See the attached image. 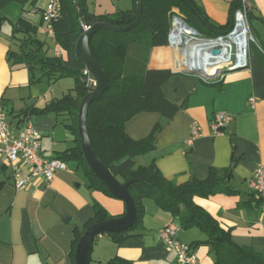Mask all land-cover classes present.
<instances>
[{"label":"crops","instance_id":"obj_1","mask_svg":"<svg viewBox=\"0 0 264 264\" xmlns=\"http://www.w3.org/2000/svg\"><path fill=\"white\" fill-rule=\"evenodd\" d=\"M44 1L46 4H42ZM194 1L210 23L231 28L232 9L238 0ZM48 2L39 0L36 7L10 3L2 10L7 21L0 28V106L16 133L23 126L22 114L35 110L30 121L42 133L41 155L53 159L76 146L68 128L70 117L65 113L37 111L70 93L75 94V83L73 79L43 78L38 68L31 74L20 59L25 50L22 47L25 35L13 29L20 19H26L38 27L34 39L43 45L45 54L66 59L67 54L56 44L54 34L46 31L42 20V10ZM249 4V23L257 43L264 48V0H250ZM134 5V0H87L89 12L96 16L130 12ZM178 51L169 43L151 52L148 69L172 71L173 76L162 90L181 109L172 120L157 113H141L126 124L127 135L135 141L147 138L157 125L162 127L155 138V149L135 157L134 162L136 166L155 164L167 180L177 185L193 178L205 180L213 171L224 177L236 193L196 197L194 202L230 232L236 246L254 249L264 264L260 202L249 185L257 165H264V51L252 48L249 70L227 73L213 83L177 71ZM223 112L231 114L233 122L226 127L224 135L214 136L211 125ZM193 123L199 124L202 136L188 146ZM67 165V171L56 173L50 182L32 181L26 188L17 190L15 170L0 155V264H75V229H82L94 218V205L105 209L110 218L125 214L122 201L91 190L83 169L75 162ZM19 169L28 174L23 163ZM143 206L144 230L120 245L108 235L100 236L94 242L90 264H108L112 260L129 264H178L175 252L168 250L158 238V233L171 224L179 227L178 240L190 247L200 264L217 263L205 233L197 228H181L180 218L163 210L152 199H144Z\"/></svg>","mask_w":264,"mask_h":264},{"label":"trees","instance_id":"obj_2","mask_svg":"<svg viewBox=\"0 0 264 264\" xmlns=\"http://www.w3.org/2000/svg\"><path fill=\"white\" fill-rule=\"evenodd\" d=\"M136 1L130 12L96 16L89 12L87 0H60L61 18L54 23L56 44L67 54V58L48 57L43 45L34 36L38 27L22 18L13 25L14 32L25 35L22 47L25 49L20 59L31 74L36 68L43 78L73 79L75 94H68L53 101L37 113H65L70 117L69 131L74 135L76 146L59 155L66 163L75 162L81 167L89 181V188L101 191L113 197L105 184L90 170L85 160L82 142L78 130V115L83 99L95 87L87 85L83 75L85 65L75 56V46L83 26L91 27L97 23L126 27L136 20ZM39 0H0V28L7 19L2 10L10 3L23 7H36ZM241 6V1L232 9V15ZM142 21L132 30L124 33L109 30L98 31L90 41L93 57L109 80V87L103 97L91 104L88 112V128L93 148L101 162L120 183H130L129 193L134 201L137 217L131 228L126 231L108 234L117 245L137 236L144 230V199L154 200L163 210L178 216L181 228H197L208 236L207 244L213 247L217 256L216 264H263L261 255L250 247H238L231 240L229 231L194 199L209 198L217 194L236 193L224 177L211 172L205 180L191 179L177 185L167 180L155 164L136 166L134 158L152 152L155 138L162 127L157 125L145 139L135 141L126 133V124L141 113H157L167 120H172L180 111L163 93V85L173 76L171 70H150L148 63L151 52L156 47L169 44L171 19L178 10L185 21L194 30L206 38L224 35L230 26L216 27L209 22L194 0H142ZM256 50V46L252 47ZM264 51V48L261 47ZM36 113L30 109L22 114L21 122L31 120ZM254 195V193H253ZM114 198V197H113ZM95 216L82 229H75L73 254L79 240L86 230L110 217L105 209L95 204ZM261 212V208H260ZM97 240V239H96ZM108 264H129L123 260H112Z\"/></svg>","mask_w":264,"mask_h":264},{"label":"built area","instance_id":"obj_3","mask_svg":"<svg viewBox=\"0 0 264 264\" xmlns=\"http://www.w3.org/2000/svg\"><path fill=\"white\" fill-rule=\"evenodd\" d=\"M240 1L241 6L233 14L230 30L226 34L213 39H204L200 33L188 26L184 17L180 14L175 13L171 19L169 43L174 46L173 40L179 37L180 44L174 47L180 52H184L185 57L200 55L202 46L206 44L205 48L207 49L204 54L209 55L212 66L205 73L213 76L212 79L199 76L206 82H218L227 73L249 70L252 47L256 46L262 51L250 28V0ZM61 16L60 0H49L45 9L42 10V20L49 34H54L53 25ZM82 28L84 31L90 29L87 26ZM197 46L201 48L198 49ZM215 50L219 51L218 55L213 54ZM183 68L189 75L197 71L187 66H183ZM83 75L86 77L87 85L95 87V80L89 70L85 68ZM233 119V116L229 113H219L211 125L213 135H224V130L233 122ZM201 136V127L199 124L193 123L190 137L186 142L187 145L192 146ZM41 140L42 133L30 120L23 124L18 133L12 130L7 122V114L0 106V155L5 163L15 170L14 180L17 190L26 188L32 181L44 180L50 182L56 173L65 172L68 169L66 162L56 158L45 159L41 155ZM21 163L28 167L27 175L20 171L19 165ZM249 185L260 202L261 224L264 229V165H257ZM178 231L179 227L175 224L168 225L158 233V238L168 250L175 252L178 264H200L197 256L191 252L190 247L178 240Z\"/></svg>","mask_w":264,"mask_h":264},{"label":"water","instance_id":"obj_4","mask_svg":"<svg viewBox=\"0 0 264 264\" xmlns=\"http://www.w3.org/2000/svg\"><path fill=\"white\" fill-rule=\"evenodd\" d=\"M142 0L136 1V20L133 24L126 27H117L109 24L97 23L90 27L88 31L81 29V35L75 46V56L85 65L95 80V89L89 93L82 101L78 115V130L82 142V149L90 170L107 187L110 194L117 200L125 204V214L119 218H110L104 222L89 227L82 238L79 240L75 251V264H90L93 245L100 236L119 233L128 230L136 221L137 212L134 201L129 193L130 183H120L101 162L97 156L91 141L88 128V112L92 103L101 99L109 87V80L101 67L96 62L90 49L92 37L100 30H109L113 32H128L137 27L142 21ZM214 55L219 51L215 50ZM191 74L205 76L212 79L213 76L204 71L197 70Z\"/></svg>","mask_w":264,"mask_h":264},{"label":"bare ground","instance_id":"obj_5","mask_svg":"<svg viewBox=\"0 0 264 264\" xmlns=\"http://www.w3.org/2000/svg\"><path fill=\"white\" fill-rule=\"evenodd\" d=\"M173 44L175 46H178L180 44V38L176 37L175 40H173ZM201 46V45H200ZM197 46L196 48L200 49L201 47ZM206 44H204L202 47V53L198 56H187L185 57L184 54H182V62H183V66H187L191 69H196V70H201V71H206L208 69H210V67L212 66V63L210 61V57L209 55H205L204 51L207 49L205 48ZM184 53V52H182ZM192 65V66H190Z\"/></svg>","mask_w":264,"mask_h":264},{"label":"rangeland","instance_id":"obj_6","mask_svg":"<svg viewBox=\"0 0 264 264\" xmlns=\"http://www.w3.org/2000/svg\"><path fill=\"white\" fill-rule=\"evenodd\" d=\"M42 4H46V1H44V2H42ZM174 13H177V14H180V12L178 11V10H175V11H173ZM181 15V14H180ZM181 16H183V15H181ZM184 17V16H183ZM184 19H185V17H184ZM252 24V23H251ZM250 24V28H251V31H252V34L254 35V33H253V28L251 27L252 25ZM193 29V28H192ZM194 30V29H193ZM196 31V30H195ZM199 33V32H198ZM254 37H255V35H254ZM205 39V38H204ZM256 39V38H255ZM175 46V45H174ZM179 52V51H178ZM179 59L176 61V65L179 67V68H175L177 71H179V72H181V73H186V74H189V73H187L186 72V70H185V68H183V62H182V52H179ZM190 75H194V74H190ZM197 76V75H196ZM68 83H72V81L71 80H68ZM72 85H73V83H72Z\"/></svg>","mask_w":264,"mask_h":264}]
</instances>
